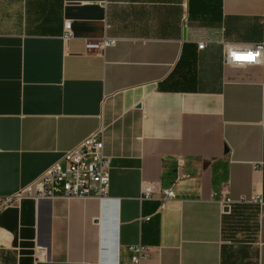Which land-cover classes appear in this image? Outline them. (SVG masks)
I'll return each instance as SVG.
<instances>
[{"label":"crops","instance_id":"0c3cea01","mask_svg":"<svg viewBox=\"0 0 264 264\" xmlns=\"http://www.w3.org/2000/svg\"><path fill=\"white\" fill-rule=\"evenodd\" d=\"M226 41H264V0H0V196L99 125L109 162L105 198L0 207V264H264V63Z\"/></svg>","mask_w":264,"mask_h":264},{"label":"built area","instance_id":"2783aa9c","mask_svg":"<svg viewBox=\"0 0 264 264\" xmlns=\"http://www.w3.org/2000/svg\"><path fill=\"white\" fill-rule=\"evenodd\" d=\"M186 24V17L182 18V25ZM62 44L65 45L71 36L70 24L67 19L62 23ZM116 40L114 36H100L94 39H85L84 50L86 53L100 52L104 47L113 45ZM204 42H198L197 47H203ZM223 62L230 65H249L264 63V41L259 42H224ZM102 125L89 131L74 145L63 151L60 156L50 162L31 181L20 186L10 195L0 196V207L12 200L21 197L32 199H51L53 197L70 196H95L107 197V186L109 181V162L102 148ZM182 158L176 161V176L174 181L165 188L154 187L152 183L142 181L140 193L148 196L152 191L160 193V199L165 201L175 195L173 184L185 173L182 169ZM246 200L243 195L238 199H232L228 195L225 185L219 189V203L221 207L230 206L232 202ZM251 201H262V198L252 195ZM144 218H147L145 216ZM130 264H141V259L146 254V246L136 243L129 246ZM117 264V263H115Z\"/></svg>","mask_w":264,"mask_h":264}]
</instances>
